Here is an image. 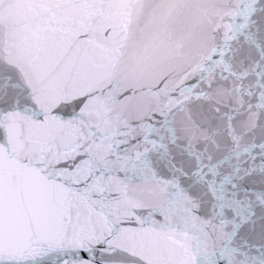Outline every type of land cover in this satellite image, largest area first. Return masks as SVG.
<instances>
[{"label":"snow or ice","instance_id":"obj_1","mask_svg":"<svg viewBox=\"0 0 264 264\" xmlns=\"http://www.w3.org/2000/svg\"><path fill=\"white\" fill-rule=\"evenodd\" d=\"M0 264H264V0H0Z\"/></svg>","mask_w":264,"mask_h":264}]
</instances>
